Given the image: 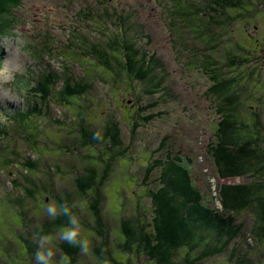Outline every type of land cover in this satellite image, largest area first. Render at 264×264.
<instances>
[{"label":"rangeland","instance_id":"obj_1","mask_svg":"<svg viewBox=\"0 0 264 264\" xmlns=\"http://www.w3.org/2000/svg\"><path fill=\"white\" fill-rule=\"evenodd\" d=\"M99 1L24 0L13 15L18 27L1 39L0 264H28L17 256L22 252L19 234L20 237L24 234L32 240L37 224H42L46 219L43 216L44 207L49 201H55L52 196L39 195L38 192L34 197L36 200L31 201L32 207L25 199V207L30 211L32 219L27 227L23 226L19 210L15 205L8 208L6 199L12 200L18 196L23 200L21 190L31 188L27 182L29 179L34 180L42 189L52 186L53 191L59 195H63L65 190L74 192L77 191L76 178L79 173H84L90 162L97 164L98 158L105 160L100 164L101 167L96 166L97 174L102 176L106 171V162L112 157L115 159L117 153L129 150L126 158L114 161L113 173L111 172L110 179L103 188L105 200L102 212L114 245L120 242L119 218L123 213L128 218H140L142 221H150L153 216L148 192L149 189L158 187V173H153L149 185H143V181L146 168L153 159V152L160 144L165 147L163 153L171 149L183 156L185 166L190 169L193 179L204 192L205 203L210 206L216 205L222 209L212 194L215 186L210 189L208 180L213 184H245L251 181L246 176L221 180L217 174L218 168L211 152L217 144L216 134H219L218 129L224 118L218 112L216 96L211 92L214 85L210 76L213 73L200 65L209 48L192 34V28H186L188 22L183 24L177 14L179 8L188 12L185 5L187 1L110 0V12L115 13L116 25L111 27L109 23L102 22V25L98 23L100 28L96 25L95 18ZM198 5L200 9L203 7L201 0L195 6ZM228 13L234 14L233 11ZM198 20V17H194L191 21ZM123 23L128 27V33L123 37L127 36L128 40L136 42L142 53L155 54L164 65L161 73L166 92L148 95L146 85L126 78L118 67L114 68L115 75L111 69L99 65L88 55L98 39L103 42L112 38L103 28L107 27L108 32L116 35L120 30H125ZM244 28L242 19L226 27L214 25L213 31L218 39L213 42L217 47L208 56L220 67L227 68L233 61L242 63L231 66L221 75L224 78L233 76L239 79L230 91L233 95L240 94L236 114L251 131L253 117L256 115V124L258 122L261 125L258 128L262 130L263 136L264 66L256 64L253 55L241 48H248L250 44L249 38H245ZM99 30L104 31L105 36ZM146 34L150 37L149 43ZM119 37L122 38L121 35ZM79 38H83V41L78 40ZM228 53L231 55L227 57ZM54 72L62 78L71 75L73 80H83V84L91 85V89L82 100H74L66 107L51 95L46 103L49 106L48 115L35 116L36 121L31 124L33 130L24 128L27 131L22 132L10 118L16 110H26L33 106L31 101L40 100L38 97L43 95L45 80ZM27 80L32 84L29 85ZM61 85L62 83L59 87ZM138 98L141 100L140 108L149 104L157 107L143 113L138 109ZM258 104L262 108H258ZM80 113L88 114L84 126H81L83 118L79 117ZM153 114H157V117L150 123L143 121V118ZM112 120L118 124L121 132L123 145L120 147L113 145L111 137H105L110 133L107 129L110 130L111 125L108 122ZM84 127L90 130L91 135L99 130L105 138L104 142L94 140V145H83L81 129ZM132 129H136L133 134ZM31 134L37 136V139H31ZM253 136L257 134L254 133ZM187 158L190 159L189 162ZM26 161L37 163L39 168L32 171L31 176L24 171ZM51 179L54 181L49 184ZM214 194L218 195L217 192ZM75 200L82 205V218L91 227L84 230V235L96 244L98 236L92 230L95 222L90 213L89 198L80 196ZM255 219L251 210L239 216V221L245 225L246 237L240 238L233 245L250 243L258 248L264 258V240L253 239L251 242L247 236ZM60 243L54 241L53 247L60 249ZM229 253L210 257L203 263L228 264ZM183 255V251L177 255L176 264H184ZM140 259L145 260L140 256L136 261ZM83 261L84 264H97L92 249Z\"/></svg>","mask_w":264,"mask_h":264},{"label":"trees","instance_id":"obj_2","mask_svg":"<svg viewBox=\"0 0 264 264\" xmlns=\"http://www.w3.org/2000/svg\"><path fill=\"white\" fill-rule=\"evenodd\" d=\"M23 1L0 0V42L7 33L18 27L17 20L15 21L13 15L21 7ZM182 1H187L185 5H187L188 12L186 13L181 8L176 9L180 21L183 24L188 22L185 25L186 28H192V34H195L203 43L205 42L209 52L217 47L213 42V40L218 39L213 31L214 25L226 27L242 19L243 26H245V23L250 24L253 21L252 0H201L203 3L201 9L200 5L195 6L198 0ZM109 3L110 0H100L97 4L98 11L95 18L99 28L103 24L102 22L109 23L111 27L116 25L115 13L110 12ZM229 11H233L234 14H229ZM194 17H198L199 20L192 22ZM100 18H103L102 21L99 20ZM117 19L121 21L119 18ZM245 19L246 21H244ZM124 27L125 30L122 32L120 30L116 35L108 32L107 27L103 28L107 34L112 35V38L103 42L98 39L99 41L92 45L88 55L93 57L99 65L111 69L115 75L114 68L118 67L121 72L125 73L126 78L146 85V94L148 95L154 96L159 92H166L167 88L164 86V78L161 73L164 65L155 54L142 53L141 49L137 48L136 42L128 40L127 36L123 37L124 34L128 33V27L125 24ZM104 31L99 30V33L105 36ZM118 33L122 36L121 39ZM246 35L245 38L248 37ZM145 37L149 43L150 37L147 34ZM78 40L83 41V38ZM249 45L248 48L244 46L241 48L246 49L250 54ZM236 47L234 44V48ZM209 52L204 56L205 58L201 59L200 65L213 73L210 76L214 85L211 92L216 96L218 112L224 118L218 129L219 134H216L217 144L211 152L218 168L217 174L221 180L244 176L251 178V181L245 184L223 182L213 184L211 180H208V182L210 181V189L215 186L212 194L222 209L217 208L216 205L210 206L205 203L204 192L193 179L190 169L185 166L186 161L183 156L171 149L163 153L165 147L160 144L153 152V159L146 168L143 181V185H149L153 173H158V187L149 189L148 192L153 216L150 221H142L140 218H136V220L128 218L123 213L119 218L121 219L119 243L114 245L110 240L111 234L108 224L104 220L102 208L104 207L105 193L103 188L109 181L111 172L113 173L114 161L117 158H126L129 150L117 153L115 159L112 157L110 161L106 162L104 167L106 171L102 176L97 174L96 166H100L105 160L98 158L97 164L90 162L88 164L90 166L85 167L84 173H79L76 178L77 191L74 192H65V190L63 195H59L53 191L52 186L42 189L34 180L29 179L27 182L31 188L21 190L24 194L23 200L19 199L18 196L12 200L6 199L8 208L15 205L14 207L19 210L18 213L24 223L23 226L27 227V223H31L32 219L24 201L25 199L28 200L32 207L31 201L36 200L34 197L37 192L39 195L52 196L57 203H64L65 201L72 203L76 201V197L86 196L89 198L90 213L95 222V227L92 230L98 236V241L93 244L92 248V254H94L97 264H103L104 259H107L109 264H176L177 255L182 251L184 264H204V260L223 255L226 252H230L228 264H264V258L261 257L257 247H253L250 243L249 245L242 243L233 245L240 238L246 237L244 234L245 225L239 221V216L250 210L253 211L256 219L247 236L251 242L253 239L256 241L264 240V135L262 136V130L259 129L261 125L258 122V126L256 124V120H258L256 115H254V119L252 118L253 130L251 131L236 114V109L239 108L240 94L233 95V93L230 94V91L232 85L239 79L233 76L224 78L221 75L233 66H239L242 63L233 61L229 64L230 66L227 65V68L220 67L216 65L211 56H208ZM240 53L243 54L244 51H240ZM230 55L228 53L227 57ZM253 64L255 63L253 62ZM56 74L55 72L50 74L49 78L45 80L43 95L38 97L40 98L39 101H31L33 106L23 111L16 110L14 116L10 118L22 132L28 129L33 130L31 124L35 123V116L48 115L49 106L46 103L47 98L51 95L61 102L62 106L66 107L74 100H82L91 89V85L83 84V80H76L75 78L73 80L71 75L62 78L61 75L56 76ZM27 82L29 85L32 84L31 81L27 80ZM61 83L62 85L59 87ZM140 102L141 100L138 98L136 103L139 106L138 109H141L140 111L143 113H148L149 110L157 107L154 104H149L145 108H140ZM258 106L262 108L261 104ZM16 112L18 114H15ZM87 115V113L79 114V117L83 118L81 126L85 125ZM154 117H157V114L149 115L143 118V121L150 123ZM112 122L113 120L108 122L111 129H107L110 133L105 137H111L113 145L120 147L123 145L121 132L118 124ZM134 125L136 126V124ZM24 128L27 130H23ZM81 131L83 145L86 143L94 145L95 141L92 139L90 130L84 127ZM135 131L136 129H132L131 133L133 134ZM254 133L257 136H253ZM31 135V139H37V136ZM102 142L104 141L102 140ZM160 152H162L161 155ZM187 161L189 162L190 159L187 158ZM24 166L26 167L24 171L28 176H31L32 171L39 169L37 163L32 161H26ZM53 181L51 179L49 184H52ZM214 192H217L218 195L215 196ZM82 223L84 230L91 228L83 218ZM64 224L63 218L55 221L45 219L42 224H39L40 229L36 227L35 232L42 230L41 234H55ZM18 238L22 240L20 243V239H18L19 247L22 249V252L17 254L18 258L28 264H33V253L36 250L33 239L26 238L24 234L22 237L19 234ZM59 247L64 254L71 258L70 264H84L83 259L86 255H81L78 248L62 242ZM101 249L104 251L102 252ZM140 256L145 260L136 261V258ZM147 260L148 262H146Z\"/></svg>","mask_w":264,"mask_h":264},{"label":"clouds","instance_id":"obj_3","mask_svg":"<svg viewBox=\"0 0 264 264\" xmlns=\"http://www.w3.org/2000/svg\"><path fill=\"white\" fill-rule=\"evenodd\" d=\"M92 139L102 142L103 136L99 130L92 133ZM82 205L73 201L68 203H57L49 201L43 209V216L49 221L63 218L65 224L55 234H41L37 231L33 234V243L36 250L33 253V264H70L71 258L60 249L53 247V242L67 243L74 248H78L81 255H88L93 248V241L84 235L82 223ZM40 229V225L37 224ZM103 252L104 249H101ZM103 264H109L107 259Z\"/></svg>","mask_w":264,"mask_h":264},{"label":"flooded vegetation","instance_id":"obj_4","mask_svg":"<svg viewBox=\"0 0 264 264\" xmlns=\"http://www.w3.org/2000/svg\"><path fill=\"white\" fill-rule=\"evenodd\" d=\"M251 6L253 21L244 24V32L250 40V53L253 59L257 61L256 64L264 66V0H252Z\"/></svg>","mask_w":264,"mask_h":264}]
</instances>
